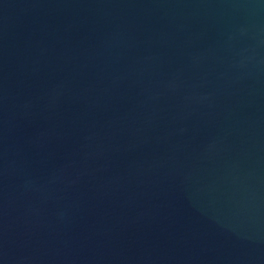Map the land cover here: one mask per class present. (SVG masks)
Wrapping results in <instances>:
<instances>
[{"label": "water", "instance_id": "water-1", "mask_svg": "<svg viewBox=\"0 0 264 264\" xmlns=\"http://www.w3.org/2000/svg\"><path fill=\"white\" fill-rule=\"evenodd\" d=\"M0 264H264V0H0Z\"/></svg>", "mask_w": 264, "mask_h": 264}]
</instances>
